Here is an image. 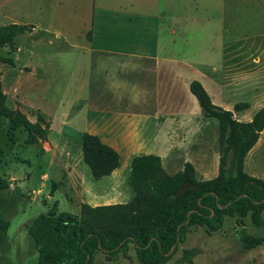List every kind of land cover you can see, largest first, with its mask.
<instances>
[{"label": "rangeland", "instance_id": "1", "mask_svg": "<svg viewBox=\"0 0 264 264\" xmlns=\"http://www.w3.org/2000/svg\"><path fill=\"white\" fill-rule=\"evenodd\" d=\"M157 3L155 11L163 15L164 40L168 37L175 38L176 41L173 44L179 55L196 54V58L192 60L208 75L215 73L216 67L218 70L216 75L220 77L225 67L230 65L237 38L264 34V0H222L224 17L221 21H217L218 25L215 24L214 18L198 25L193 17L208 7L205 13H214L213 3L219 4L221 0H157ZM52 4L54 6L55 1H52L50 6ZM203 4L207 6H202ZM41 6H48L47 0H0V26L26 19H32L38 24L41 20ZM59 7L60 17L57 23H64L73 35H76L75 28L72 26L75 23L72 16L74 8L69 7L67 2L60 3ZM44 28L45 26L41 25L36 31L20 35L17 41L19 51L9 52L8 47L0 49L1 56H9L15 61L14 65L0 60V74L3 89L8 96L9 108H19L25 113L29 111L36 115L39 112L31 107L38 106L57 113L60 117L69 111L72 115L68 124L79 126L81 125L80 116H83V112L80 111L84 109L85 102L74 104L75 96L79 92V87L83 85L84 97L88 100L92 99L95 91L93 87L97 84L95 78L100 71L97 67L109 69L106 76L99 75L98 80L103 84L126 83L124 80L126 79L129 86H134L133 81L139 80V75L121 71L120 69L124 68L117 62L95 59L99 64L91 70L92 79L88 82L84 69L87 58L84 59V56L80 54L82 51L80 46L84 45V41L78 36L66 34L58 36L55 29L53 33H48ZM172 29L175 33H171ZM25 65H32L34 69L32 66L24 67ZM209 88V93L211 92L218 100L215 90ZM184 89L186 95H191L196 100L189 86ZM104 92L107 93L106 98L115 100L113 91ZM235 98V100L243 99V97ZM200 124L202 129L193 136V128ZM191 127L192 131L188 133L187 138L177 139L183 145L179 149V151L182 150L181 152L178 148L170 151L169 145L164 143L165 139H159L157 142L159 149L154 148L155 143H152L144 148L142 153L123 154L122 165L113 177L116 180L115 185L112 186L113 190L107 193L90 194L85 202L91 205L130 202L135 195L129 184L131 159L139 154L163 156V165L169 174L183 169L184 162L196 158L199 178H204L203 175L207 178L217 176L220 156L218 120L207 118L206 122L202 121V123L195 120ZM8 130L9 120L0 114V147L4 150V154L0 157V177L8 178L9 175L16 177L15 180L9 179L11 188L5 193L9 201L0 211L1 216L11 221L6 243L0 248V260L10 264H39V252L29 235V224L40 213L47 212L57 199L61 202L62 210L77 213L78 209L73 203L64 201L61 196L64 189L56 191L54 196H48L52 193L53 181L63 182L62 185L65 182V163L59 160L53 162L54 175L50 181L46 182L47 188L43 187L40 193L33 192V196L37 197V205L30 206L31 198L28 195L32 191L30 189L42 188L41 175L45 171H50L48 169L50 155H46L43 148V143L46 141L26 143L29 133L23 127L17 129L14 139L10 140ZM51 135L56 137V132H52ZM65 137L64 141L71 142L72 152L78 153L79 147L82 150L81 137ZM58 140V138H48L47 141L57 142ZM198 154H200L199 158ZM56 157L58 158L59 154L55 155ZM247 159L246 171L256 172L260 178H264V132L262 142L254 156ZM87 171V177H89L87 180L91 181L93 178L90 176L89 169ZM17 184L21 185L22 190L14 188ZM243 233L262 236L264 227L255 225L250 215L246 218L227 217L224 226L213 233L204 227H191L186 240L179 245V249L167 264H264V243L258 247L246 249L240 240ZM184 249L194 251L191 255L193 260L191 263L183 261ZM127 252L128 255L120 253L116 256L99 252L96 262L97 264H143L136 256L134 244H130Z\"/></svg>", "mask_w": 264, "mask_h": 264}, {"label": "crops", "instance_id": "2", "mask_svg": "<svg viewBox=\"0 0 264 264\" xmlns=\"http://www.w3.org/2000/svg\"><path fill=\"white\" fill-rule=\"evenodd\" d=\"M52 1H55L54 6L53 4L50 6ZM62 2H67L69 7L74 8L72 16L75 23L72 26L75 28L76 35H73L64 23H57L60 17L58 10ZM47 4L48 6L40 7L41 20L38 24L32 19L12 23L31 25V31L28 32L36 31L44 25V30L48 33H53L55 29L58 36L65 34L78 36L84 41V45L80 46L82 49L80 54L84 56V59L87 58L84 69L88 82H91V70L99 64L96 62L98 60L117 62L124 68L120 69L121 71L137 74L140 78L137 82L133 81L134 86H129L126 79H124L126 83L106 82L103 84L98 80L99 75L106 76L109 69L97 67L100 71L95 78L97 84L93 87L95 91L92 99L88 100L84 97L83 85L79 87V92L75 96L74 104L85 102L84 109L80 111L83 112V116H80L81 125L79 126L68 124L72 112L63 113L61 118L57 113L49 112L43 107H31L50 122L48 138L59 140L57 142L47 141L48 138L39 140V142L46 141L43 143V148H45V154L50 155L48 166L50 171H45L41 175L42 188L30 189L32 190L28 193L31 198L30 206L31 204L37 205V197L33 196V192L40 193L43 187L47 188L46 182L50 181L54 175L53 162L56 160L65 163V182L63 185V182H58L54 193L48 196H54L56 191L64 189V193H61L62 198L66 203H73L79 212L81 204L85 202L88 195L113 190L112 186L116 182L113 177L122 165L123 154L142 153L143 149L152 143H155L154 148L159 149L157 143L159 139H165L164 143L169 145L170 151L173 148H178L179 151L183 145L177 139L187 138L188 133L192 131L191 124L195 120L201 123L207 120L197 98L196 101L184 91L187 86L190 88L191 82L195 79L199 80L208 92L209 87L215 90L218 100L210 92L213 102L225 109L234 111L236 103H249V108L234 111L235 117L241 121L252 120L255 113L264 106V34L237 38L232 50L230 65L225 67L220 77H217L216 67L214 68L215 73L208 75L192 60L196 58V54L179 55L180 53L173 44L176 41L175 38L168 37L164 40L163 15L155 11L157 0H47ZM213 6L215 7L214 13H205L208 7L193 17L198 25L212 18L218 25L217 21L223 19L222 0L219 4L213 3ZM171 33H175V30L172 29ZM19 49L18 47L17 50ZM31 66L25 65L24 67ZM107 90L113 91L115 100L106 98L107 93L105 94L104 91ZM235 97H243V99L235 100ZM27 113L25 114L32 122L37 120V114L29 111ZM200 129H202L201 124L194 127L192 135L196 136ZM52 132H56V137H52ZM263 132L247 158L254 156L259 148ZM85 133L99 136L119 152L121 163L112 174L95 179L91 168L84 161L83 145L82 150L79 147V152L74 153L71 149V142L63 140L64 136L65 138H83ZM58 154L59 159L55 158ZM199 157L200 154H198ZM161 158L164 163L163 156ZM189 161H193L198 172L197 159ZM166 163L169 162L166 161ZM88 169L93 178L91 181L87 180L89 178L87 177ZM165 171L167 172L166 169ZM248 173L260 178L256 172ZM203 177L207 179L206 176L203 175ZM7 179L15 180L16 177L9 175ZM14 188L22 190L20 184ZM56 201L59 203V209L65 211L61 209L60 200L57 199L54 202Z\"/></svg>", "mask_w": 264, "mask_h": 264}, {"label": "trees", "instance_id": "3", "mask_svg": "<svg viewBox=\"0 0 264 264\" xmlns=\"http://www.w3.org/2000/svg\"><path fill=\"white\" fill-rule=\"evenodd\" d=\"M28 31L31 25H1L0 49L17 50L18 37ZM0 60L15 65L9 56L0 55ZM190 90L204 115L219 122L218 175L199 178L190 161L183 169L169 174L160 155H136L129 175V184L135 192L130 202L96 206L83 202L79 213H74L61 211L56 201L33 220L29 235L39 252V264H97L99 252L109 256L128 255L130 244H134L141 263L167 264L191 227H204L213 233L224 226L227 217L249 215L255 225L264 227V179L245 170L247 156L264 131V106L252 120L241 121L234 111L249 108V103H236L234 111L225 109L213 102L208 90L196 79L191 82ZM7 99L0 74V114L9 120V139L13 140L16 130L23 127L29 133L26 143L47 140L50 122L41 113L32 122L20 109L9 108ZM82 141L84 161L95 179L112 174L120 166L119 152L99 136L85 133ZM3 154L0 147V157ZM57 186L58 182H53L51 194ZM10 188L11 182L0 177V211L9 201L5 193ZM10 225L11 221L0 215V248L6 243ZM240 240L244 248H255L264 243V234L243 233ZM174 245L176 248L169 254ZM193 252L184 249L183 261L191 263ZM0 264L10 263L0 260Z\"/></svg>", "mask_w": 264, "mask_h": 264}, {"label": "water", "instance_id": "4", "mask_svg": "<svg viewBox=\"0 0 264 264\" xmlns=\"http://www.w3.org/2000/svg\"><path fill=\"white\" fill-rule=\"evenodd\" d=\"M175 248H176V245H174V246L172 247V249L170 250L169 254H171V253L174 251Z\"/></svg>", "mask_w": 264, "mask_h": 264}]
</instances>
